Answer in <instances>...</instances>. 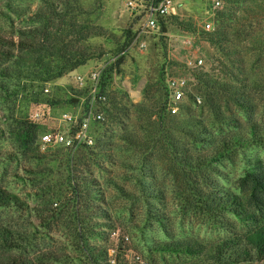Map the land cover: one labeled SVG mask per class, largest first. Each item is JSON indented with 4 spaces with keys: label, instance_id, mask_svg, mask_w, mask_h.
<instances>
[{
    "label": "rangeland",
    "instance_id": "rangeland-1",
    "mask_svg": "<svg viewBox=\"0 0 264 264\" xmlns=\"http://www.w3.org/2000/svg\"><path fill=\"white\" fill-rule=\"evenodd\" d=\"M80 1L84 11L93 12L91 18L104 35L89 42L101 56L45 85L44 90L47 89L48 92L44 93L54 99L55 104L38 108L28 105L26 115L29 117L35 111H44V119L39 121L40 133L55 128L62 121L60 117L63 112L74 111L75 106L70 98L74 91L79 89L75 85L74 76L84 73L86 75L98 62L108 61L119 53L120 49H125L119 73L113 74L108 88L111 100L105 104V109L110 113H106L100 123L90 122L89 134L93 137V145L98 141L97 144L102 145V149L93 150L90 157H86V153L81 151L73 155L72 160L71 167L76 176L92 177L96 184L94 189H98V195L105 199L104 203L99 201L89 204L93 207L88 211L89 214L100 208L109 216V220L100 222L112 225L108 230L102 228V231L107 233L104 237L92 238L89 242L95 247H115L117 240L113 239L110 233L116 231L119 236H128L129 247L133 251L154 260L157 264L190 261L184 256L150 253L149 247L156 242L173 239L196 240L210 245L228 234L212 227L201 216L192 214L193 211L189 213L188 209L184 208L183 202L180 201L183 198H178L176 193V190L182 188L178 170L169 163L164 150L165 159H155L160 155V146L156 145L154 149L149 148L143 153L142 150L124 145L119 136L122 133H133L143 137L145 131L154 134L155 129L151 124L153 118L142 112V109L151 110L163 104L166 75L182 77L187 81L181 103L188 107L185 111L179 107L178 112L168 115L167 119L199 121L216 138L231 132V128L221 127L215 122L217 110L209 106L197 76L205 74L207 79H227L229 75H226V72L231 73L234 78L245 79L246 83L257 80L264 82V0H240L237 4L227 0H173L176 15L166 19L167 31L161 32L159 26L156 34L145 35L140 38L142 41L139 39V42L130 47L131 42L128 46L126 44L127 31L131 32L132 37V34L139 30L142 20L138 14L127 9V0ZM215 1H219L220 6L214 7ZM8 5L34 11L39 1L0 0V25L5 29L1 12H5ZM205 24L210 25L208 31L203 28ZM25 26L29 25L15 21V27ZM188 39L190 43H186ZM194 58L202 60L200 68L192 69L186 66L187 59ZM0 83L12 93L14 80L2 79ZM245 93L252 106L248 112L236 108L224 94L211 93L208 99L215 103L219 112L227 117H235L242 126L253 122L264 126V87L249 88ZM189 95L198 96L201 103L195 104ZM80 97L84 105L87 94ZM14 98L4 89H0V186L23 198L28 208L26 211L0 208V223L20 228H27L31 223L38 229L34 239L35 251L31 252L29 258H34L37 252H53L64 255L63 262L59 264H87L82 254L75 250L71 239L66 236L65 229L51 232L40 226L41 217L46 215V210L50 207L46 187L49 186L51 190L65 189L62 185L66 178L63 159L68 151L60 150L59 146L42 151L38 142L41 135L37 140L39 151L27 154L18 151L7 133L9 117L16 115L18 107ZM137 107L141 111H138ZM177 137L175 144H185L191 155H200L210 149L208 146L192 147L190 139ZM36 154L44 155L45 158L39 161L33 159ZM255 158L264 162L263 148L250 147L232 155L230 159L216 164L207 175L219 186L240 193L239 178L247 169V164ZM141 160L149 167L150 178L146 180L152 181L156 187L162 189L164 198L155 208L164 215L163 224L148 218L143 199L135 186V179L132 178L138 172L124 168L127 163L139 167ZM44 170H51V175H40L39 172ZM127 174L131 177L125 178ZM110 179L135 193V198L125 200L116 196L113 186L109 184ZM81 210H85L83 206Z\"/></svg>",
    "mask_w": 264,
    "mask_h": 264
},
{
    "label": "trees",
    "instance_id": "trees-1",
    "mask_svg": "<svg viewBox=\"0 0 264 264\" xmlns=\"http://www.w3.org/2000/svg\"><path fill=\"white\" fill-rule=\"evenodd\" d=\"M38 1L39 5L34 11L8 5L6 11L1 12L6 29L0 25V80L12 79L15 84L12 93L1 83L0 89L13 95L14 102L18 104L16 115L9 117L7 133L18 151L24 154L39 151L38 137L46 132L40 133L39 123L31 121L26 115L28 105L38 108L55 104L54 99L44 93L45 85L70 74L93 58L100 57L101 53L96 52L89 42L104 36L91 18L93 12L84 11L80 0ZM227 1L235 4L240 2ZM170 17L159 19L161 32L167 31L166 19ZM15 21L24 22L29 26L15 27ZM127 33L128 46L135 33L132 37L129 30ZM120 50L114 56L115 61L104 70L100 81L98 95L104 94L107 100L104 104L98 101L95 112H102L103 119L106 113H110L105 109V104L111 100L108 88L113 74L119 73L125 57V49ZM225 74L229 75L227 79H207L205 74L196 76L201 82L209 106L217 110L215 122L221 127L231 128V132L216 138L199 121L167 119L170 113L166 107L168 90L165 85L163 104L151 110L142 109V112L153 118L151 124L155 129L154 134L145 131L143 137L133 133H122L119 136L124 145L142 150L143 153L149 148L154 149L156 145L160 146V155L155 159L163 161L164 150L169 163L178 170L182 188L176 190V193L178 198H183L180 201L183 202L184 208L188 209L189 213L193 211L192 214L201 216L212 227L228 234L210 245L196 240L173 239L156 242L149 247L150 253L184 256L190 260L177 264H264V162L255 158L247 164V169L239 178L240 193L219 186L207 175L216 164L230 159L232 155L250 147L264 149V126L256 122L242 126L235 117H227L219 112L215 103L208 99L211 93L224 94L236 108L248 112L252 106L251 100L246 99L248 97L245 96V91L249 88L264 87V82L257 80L246 83L245 79L234 78L231 73ZM163 75L162 72L161 77ZM87 91V87L74 91L70 98L74 106L78 105L80 96H85ZM189 96L195 103L196 96ZM88 105L86 99L84 109H87ZM180 108L184 111L188 109L184 103L180 104ZM136 109L141 111L138 107ZM177 136L190 139L192 147L208 146L210 149L200 155H191L185 144H175ZM97 143L98 141L93 147L83 146L73 154L66 150L68 154L63 159L66 178L62 184L65 189L51 190L49 186L46 187L50 207L40 222L41 227L51 232L65 229L66 236L71 239L75 250L82 254L87 264H105L108 248L95 247L89 241L92 238L104 237L107 233L102 231V228L108 230L112 225L100 222L109 220L107 212L100 208L89 214L88 211L93 209L89 204L99 201L104 203L105 199L98 195V189H94L96 184L92 177H77L71 166L73 155L82 151L86 153V157H90L93 150L102 146ZM32 158L39 161L45 157L36 154ZM124 168L138 172L132 178L135 179V186L139 189L148 218L163 224L165 217L155 206L161 203L164 195L161 187H156L152 181L146 180L150 178L148 164L141 160L139 167L127 163ZM39 174L49 177L51 170H44ZM128 177L131 176L127 174L125 178ZM109 184L120 198L130 200L136 196L112 179ZM82 206L85 210H81ZM0 208L26 211L28 204L17 194L0 186ZM37 230L31 223L27 228L0 223V264L63 262L64 255L53 252H37L34 258H29L31 252L35 251L34 239ZM151 261L156 263L152 259Z\"/></svg>",
    "mask_w": 264,
    "mask_h": 264
},
{
    "label": "built area",
    "instance_id": "built-area-1",
    "mask_svg": "<svg viewBox=\"0 0 264 264\" xmlns=\"http://www.w3.org/2000/svg\"><path fill=\"white\" fill-rule=\"evenodd\" d=\"M218 6H220V2L215 1L214 7ZM126 7L132 13L138 14L142 20V24L139 30L135 32L129 47L142 41L141 39L145 35L156 34L159 30L160 18L176 15L173 0H127ZM203 28L205 31H208L210 25L205 24ZM186 43H190V40L188 39ZM115 59L113 57L108 61L98 62L86 75L84 73L74 76L75 85L79 89L88 88L86 98L89 102L88 110L84 109L83 99H80V102L74 107L72 113L63 112L60 117L61 123L59 122L58 126L47 130L39 137V147L42 151L49 147L59 146L71 151L73 154L83 146L91 147L93 145V137L89 134L90 122L103 120V113L95 112V105L98 101L104 104L107 100L104 94L98 95L100 81L104 70ZM185 64L188 68L196 69L201 67L202 60L200 58L187 59ZM165 83L168 90L167 110L170 114H176L185 96L187 81L182 77L166 75ZM44 91L48 92L47 89ZM195 103H201L198 96L195 97ZM44 116V111L38 110L34 114H31L29 119L39 123V121L44 119ZM117 234L116 231L110 233L111 237L116 239L117 242L114 245L115 247L107 249L105 264H156L142 254L133 251L129 247L128 236H119Z\"/></svg>",
    "mask_w": 264,
    "mask_h": 264
}]
</instances>
